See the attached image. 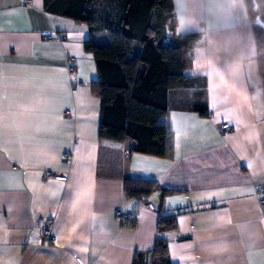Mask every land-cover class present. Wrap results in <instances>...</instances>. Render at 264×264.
<instances>
[{
    "label": "crops",
    "instance_id": "1",
    "mask_svg": "<svg viewBox=\"0 0 264 264\" xmlns=\"http://www.w3.org/2000/svg\"><path fill=\"white\" fill-rule=\"evenodd\" d=\"M25 1L0 0V264H135L140 252L152 264L157 236L170 264H264V88L246 0H172L174 32L202 33L185 71L197 83L168 91L172 158L99 143L84 42L111 34L47 9L53 0ZM94 4L111 12L117 0ZM199 100L208 116L192 109ZM46 170L65 179L43 181ZM126 177L156 188L128 196ZM165 213L176 227L158 233ZM43 217L52 235L41 243Z\"/></svg>",
    "mask_w": 264,
    "mask_h": 264
},
{
    "label": "trees",
    "instance_id": "2",
    "mask_svg": "<svg viewBox=\"0 0 264 264\" xmlns=\"http://www.w3.org/2000/svg\"><path fill=\"white\" fill-rule=\"evenodd\" d=\"M246 2L264 88V30L253 23L255 12L250 1ZM47 9L86 22L91 33L105 29L111 34L110 39L100 43L92 39L84 42L97 69V80L91 89L101 101L99 143L123 147L130 139L131 151L172 158L174 135L169 126L168 91L197 83L185 71L192 66L189 52L201 43L202 33L174 32L172 0H117L116 10L111 12H107L108 7L99 11L94 0H53ZM167 29L173 32L170 37L166 36ZM196 94L203 98L204 89ZM192 109L209 115L203 100ZM155 188L151 180L124 178V190L131 197L147 195ZM175 227L176 214L158 216V233ZM144 254H135V264H144ZM150 254L152 264H170L168 243L162 236L156 237Z\"/></svg>",
    "mask_w": 264,
    "mask_h": 264
},
{
    "label": "built area",
    "instance_id": "3",
    "mask_svg": "<svg viewBox=\"0 0 264 264\" xmlns=\"http://www.w3.org/2000/svg\"><path fill=\"white\" fill-rule=\"evenodd\" d=\"M25 2L27 3V2H29V0H26ZM172 33L173 32L170 29L166 30V36L167 37H170L172 35ZM189 54H190V56H192V50L189 52ZM67 71H68L70 78H71V84L73 86H75L78 83V81L76 79H74V77H73L75 67H74V58H72V57L69 58V64L67 66ZM229 128H230V125L227 122H223L220 124V129L224 133L229 131L230 130ZM68 154L69 153H65L64 156H67ZM42 179H43V181H47L50 179H65V175L63 173H58V172L46 170L42 174ZM257 199H258V203L261 206V208L263 210V214H264V194L258 192L257 193ZM115 215L123 221H128L132 217L130 213L123 212L119 207L115 208ZM37 227L40 231L39 241L41 243L49 241V239H51V235H52L51 234L52 221L46 217L39 218L37 221Z\"/></svg>",
    "mask_w": 264,
    "mask_h": 264
},
{
    "label": "water",
    "instance_id": "4",
    "mask_svg": "<svg viewBox=\"0 0 264 264\" xmlns=\"http://www.w3.org/2000/svg\"><path fill=\"white\" fill-rule=\"evenodd\" d=\"M251 10L255 12L253 23L264 30V0H249Z\"/></svg>",
    "mask_w": 264,
    "mask_h": 264
},
{
    "label": "snow or ice",
    "instance_id": "5",
    "mask_svg": "<svg viewBox=\"0 0 264 264\" xmlns=\"http://www.w3.org/2000/svg\"><path fill=\"white\" fill-rule=\"evenodd\" d=\"M233 7H234V5H233Z\"/></svg>",
    "mask_w": 264,
    "mask_h": 264
}]
</instances>
